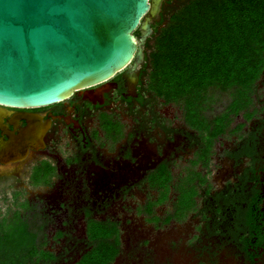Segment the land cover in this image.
Returning <instances> with one entry per match:
<instances>
[{"label": "flooded vegetation", "instance_id": "af4514ba", "mask_svg": "<svg viewBox=\"0 0 264 264\" xmlns=\"http://www.w3.org/2000/svg\"><path fill=\"white\" fill-rule=\"evenodd\" d=\"M187 1L165 2L159 22L164 17L167 23L169 10L173 13ZM159 22L152 24L144 47L135 95H130L121 73L111 80L113 87L102 103L77 93L48 107L0 110V140L27 128L26 117L35 116L45 130L43 147H29L23 159L0 161V184L10 180L19 184L26 175L34 188L60 193L59 207L67 216L59 235L85 225L88 236L91 222L113 226L118 230L113 264H264V92L259 109L245 114L237 125L243 130L237 141L232 147L222 143L220 168L213 169L215 142L226 131L213 139L212 126L202 132L187 120L185 127L165 123L158 105L166 102L145 80L149 45L157 28L165 26ZM258 82L264 83V72ZM183 161L181 172L188 184L176 183L179 191L171 199L170 183ZM36 177L40 184H35ZM165 181L167 192L160 184ZM169 200L172 209L164 214Z\"/></svg>", "mask_w": 264, "mask_h": 264}, {"label": "water", "instance_id": "95a60500", "mask_svg": "<svg viewBox=\"0 0 264 264\" xmlns=\"http://www.w3.org/2000/svg\"><path fill=\"white\" fill-rule=\"evenodd\" d=\"M168 1L0 0V110L48 107L77 93L102 103L121 73L135 95L147 38ZM25 119L19 135L0 140L1 162L44 146L40 120Z\"/></svg>", "mask_w": 264, "mask_h": 264}, {"label": "trees", "instance_id": "16d2710c", "mask_svg": "<svg viewBox=\"0 0 264 264\" xmlns=\"http://www.w3.org/2000/svg\"><path fill=\"white\" fill-rule=\"evenodd\" d=\"M168 13V22L163 17L158 26H165L157 28L149 45L151 90L166 103L183 101L188 123L202 132L212 126L214 139L229 126V113L208 124L201 111L209 90L235 88L229 111L237 113L251 103L264 72V0H188ZM40 183L36 177L35 184ZM160 184L167 192L168 181ZM188 199L183 198L187 206ZM20 205L28 207L27 202ZM117 233L113 226L91 222V249L76 264H113ZM45 238L43 225L20 211L0 215V264H55L59 257L46 249Z\"/></svg>", "mask_w": 264, "mask_h": 264}, {"label": "rangeland", "instance_id": "374dc122", "mask_svg": "<svg viewBox=\"0 0 264 264\" xmlns=\"http://www.w3.org/2000/svg\"><path fill=\"white\" fill-rule=\"evenodd\" d=\"M154 40L155 39L151 40L152 45L154 44ZM149 73L150 70H148V74ZM145 80L148 81L149 77L147 76ZM257 83L260 85H257ZM257 83L253 93H251V103L244 108H241V110L237 113L234 111H229V106L235 97H237L235 88L228 90L211 88L209 90L207 101L203 105L201 115H204L208 120L213 121L216 117L223 114L226 116L227 113H229V126L226 129V134L222 135L221 138L217 139L215 142V149L212 153L214 158L211 162L213 169H215V166L217 169L220 168L218 160H220L222 157L220 156L223 149L222 143H227L230 145V147H232L235 141H237V137H239L243 132V130L238 129L239 127H236L240 123H243L244 115L250 114L254 108L260 107V104L263 103V101H260V98L263 99L264 88L261 87L264 83ZM258 86H260L259 89L256 88ZM158 109L160 110L159 113L161 115H165V123L170 120L172 124H168L173 127H185L186 110L183 101L172 102V104L166 103L164 105H158ZM261 114L263 113L261 112ZM245 120H248V118L246 117ZM191 156H193V154ZM184 167L185 163L183 161L181 165L177 166L175 169V181L170 183L171 188L168 192L171 193V199L176 198V195L179 191L178 189L176 190V183L178 186L188 184V181L183 180L184 172H181L183 171ZM21 179L22 180L19 184L13 180L8 181V183L0 184V215L4 217L6 215H12L16 211H20L22 215L28 217L33 224H43V232L47 241L46 249L54 252L56 256L59 257V260L55 264H76L81 259L82 255L85 254L90 248V242L85 229L86 226L78 225V227H70V229H65V235H59L58 233L61 229H63L61 223L67 216V210H60L59 207L60 201L58 195L60 193H45L49 192V189L39 185H36L34 188L33 186L29 185L30 182L26 180V175H22ZM210 181L212 182L211 179ZM220 183V181L219 183L212 182V184L217 188L222 187V183ZM11 185L15 187H11ZM13 190H18L21 193H12ZM156 192L157 191L152 190V193ZM170 200L166 201V203L163 205L165 206L164 214H167V212L172 209ZM24 202H27L33 206L37 205L38 208L34 210L32 209L33 206H30L29 204L27 208L21 206L20 203ZM52 211L55 213H52Z\"/></svg>", "mask_w": 264, "mask_h": 264}]
</instances>
